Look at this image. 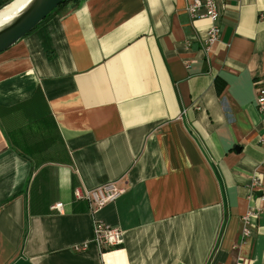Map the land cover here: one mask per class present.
Listing matches in <instances>:
<instances>
[{"label":"crops","instance_id":"crops-1","mask_svg":"<svg viewBox=\"0 0 264 264\" xmlns=\"http://www.w3.org/2000/svg\"><path fill=\"white\" fill-rule=\"evenodd\" d=\"M186 6L68 0L0 52V264H264V0H224L211 45Z\"/></svg>","mask_w":264,"mask_h":264},{"label":"built area","instance_id":"built-area-1","mask_svg":"<svg viewBox=\"0 0 264 264\" xmlns=\"http://www.w3.org/2000/svg\"><path fill=\"white\" fill-rule=\"evenodd\" d=\"M223 2L224 0H187L186 10L190 14H201L209 20L206 37L207 45H211L218 40L220 34L218 19L221 14ZM255 85V106L261 115L262 123H264V75L256 79ZM251 185L252 190H258L260 182L257 177L252 179ZM123 191L124 187L119 186L116 181H108L92 188L77 187L74 189V196L76 199L86 200L91 208H98L113 201ZM261 198L264 200V192H262ZM61 207L62 203L60 202L51 205V209L59 210ZM252 215H254V213L248 211L243 216V220L247 222ZM244 233H248L247 228L244 229ZM94 240L101 249L114 248L123 243V231L117 226H109L101 222H96L94 225ZM86 247V243L76 244L74 249L78 251L84 250Z\"/></svg>","mask_w":264,"mask_h":264},{"label":"water","instance_id":"water-1","mask_svg":"<svg viewBox=\"0 0 264 264\" xmlns=\"http://www.w3.org/2000/svg\"><path fill=\"white\" fill-rule=\"evenodd\" d=\"M62 1L64 0H30L11 22L0 28V52L32 31Z\"/></svg>","mask_w":264,"mask_h":264},{"label":"bare ground","instance_id":"bare-ground-1","mask_svg":"<svg viewBox=\"0 0 264 264\" xmlns=\"http://www.w3.org/2000/svg\"><path fill=\"white\" fill-rule=\"evenodd\" d=\"M30 0H13L0 9V28L11 22Z\"/></svg>","mask_w":264,"mask_h":264},{"label":"trees","instance_id":"trees-1","mask_svg":"<svg viewBox=\"0 0 264 264\" xmlns=\"http://www.w3.org/2000/svg\"><path fill=\"white\" fill-rule=\"evenodd\" d=\"M12 0H0V9H2L4 6H6L7 4H9ZM68 0H64L62 1V3H60L55 9L52 10V12L50 14H52L58 7H60L61 5H63L65 2H67ZM48 14L47 17L50 15ZM46 17V18H47ZM45 18V19H46ZM44 19V20H45Z\"/></svg>","mask_w":264,"mask_h":264}]
</instances>
